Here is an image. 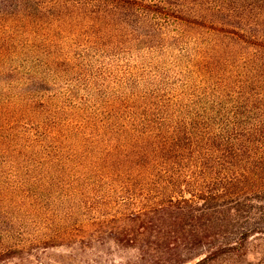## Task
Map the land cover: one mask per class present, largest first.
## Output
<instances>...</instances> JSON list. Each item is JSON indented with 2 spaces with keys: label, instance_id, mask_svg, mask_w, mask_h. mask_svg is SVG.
Listing matches in <instances>:
<instances>
[{
  "label": "trees",
  "instance_id": "trees-1",
  "mask_svg": "<svg viewBox=\"0 0 264 264\" xmlns=\"http://www.w3.org/2000/svg\"><path fill=\"white\" fill-rule=\"evenodd\" d=\"M0 67L18 75L0 76V166L1 152L29 165L23 153L48 145L52 165L63 156L80 172L73 194L85 197L70 210L91 214L99 237L146 252V264H185L201 245L192 264H253L249 239L264 232V0H0ZM24 114L41 132L14 143L8 118ZM4 204L0 261L87 237L27 239Z\"/></svg>",
  "mask_w": 264,
  "mask_h": 264
},
{
  "label": "rangeland",
  "instance_id": "rangeland-1",
  "mask_svg": "<svg viewBox=\"0 0 264 264\" xmlns=\"http://www.w3.org/2000/svg\"><path fill=\"white\" fill-rule=\"evenodd\" d=\"M16 39L17 36L14 34L10 43H14ZM17 49L18 47H14L12 57L16 56L14 50ZM80 59L84 63L83 56ZM8 61L15 63L17 58L14 57ZM1 72L0 67V76H5L8 80L18 78L16 72H12L10 77L5 71ZM24 115L8 118V121L13 124L7 126L5 131L13 133L14 143H26L28 136H36L41 132L31 120L32 117ZM24 121L31 122L32 125L24 126L26 123ZM22 131H26V134ZM11 154L10 151L1 152L4 163L0 166V198L4 200V208L9 217L15 218L16 233L20 230L27 239L36 234L49 238L51 235L71 230L78 236L83 234L87 237L83 239L75 237L74 241L69 244L61 241L58 244H43L21 250L16 256L0 261V264H146V258L144 259L146 252L120 245L109 235L99 237L100 228L91 224L93 222L90 218L91 214L81 209L70 210L72 206L78 208L77 201L81 202L85 195L80 191L73 194L78 187L75 176L80 172L69 171L72 168L63 163V154L59 153L62 158L55 165L49 162V156L53 154L48 145H45L39 154L34 152L33 147L23 153L22 156L31 160L29 165L26 162L20 165L11 163ZM73 197H76V203ZM93 204L97 207L101 203L98 199ZM1 227H4V224L0 222ZM86 228H88L87 232L84 231ZM1 238L0 231V240ZM249 251L248 259L252 260V262L248 261L249 263L264 264V232L257 233L249 239ZM199 252H202L199 256L201 257L208 250L205 249V245H201L189 249L186 255ZM199 257L186 261L185 264H192ZM239 258L241 256H238ZM243 259L242 257V261Z\"/></svg>",
  "mask_w": 264,
  "mask_h": 264
}]
</instances>
